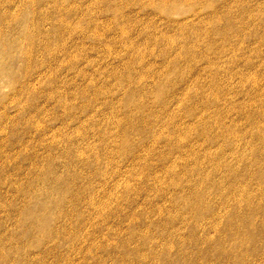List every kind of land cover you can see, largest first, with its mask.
Here are the masks:
<instances>
[{
  "label": "rangeland",
  "instance_id": "obj_1",
  "mask_svg": "<svg viewBox=\"0 0 264 264\" xmlns=\"http://www.w3.org/2000/svg\"><path fill=\"white\" fill-rule=\"evenodd\" d=\"M149 1L0 0V264H264V0Z\"/></svg>",
  "mask_w": 264,
  "mask_h": 264
},
{
  "label": "bare ground",
  "instance_id": "obj_2",
  "mask_svg": "<svg viewBox=\"0 0 264 264\" xmlns=\"http://www.w3.org/2000/svg\"><path fill=\"white\" fill-rule=\"evenodd\" d=\"M32 1H33V0H32ZM101 1H102V0H101ZM150 1H151V0H150ZM150 1H149L148 3H147V2H146V3H147V4H150ZM160 1H161V0H160ZM162 1H163V0H162ZM183 1H184V0H183ZM185 1H186V0H185ZM188 1H189V0H188ZM190 1L192 2V0H190ZM193 1H194V0H193ZM197 1H198V0H197ZM214 1H215V0H214ZM224 1H225V3H226V0H224ZM238 1H241V0H238ZM238 1H237V2H238ZM34 2H35V1H34ZM36 2H37V1H36ZM36 2H35V3H36ZM106 2H107V0H106ZM106 2H105V3H106ZM110 2H111V1H110ZM141 2H142V1H141ZM156 2H157V0H156ZM156 2H155V4H156ZM168 2H169V0H168ZM171 2H172V1L170 0V4H171V6H169L170 8L167 9L168 12H170L171 9H173L175 6L177 7V5H178V4H177V3H178L177 1H176L177 3L174 2V0H173L172 3H171ZM179 2H181V1H179ZM186 2H187V1H186ZM229 2H230V1H229ZM229 2H228V3H229ZM232 2H234L232 5H234V4L236 3V1H234V0H233ZM242 2H243V1H242ZM29 3H31V1H29ZM32 3H33V2H32ZM146 3H145V4H146ZM151 3H152V2H151ZM157 3H158V2H157ZM162 3H163V2H162ZM183 3H184V2H183ZM187 3H188V2H187ZM228 3H226L227 6H228ZM240 3H241V2H240ZM240 3H238V4L244 6L243 4H240ZM243 3H244V2H243ZM36 4H37V3H36ZM36 4H33V7H36V6H34V5H36ZM39 4H40V3H38L37 5H39ZM128 4H129V3H128ZM159 4H160V3H159ZM164 4H165V1H164L163 5H164ZM166 4H169V3L166 2ZM179 4H182V3H179ZM188 4H189V3H188ZM192 4H193V3H192ZM195 4H196V3H195ZM198 4H199V3H198ZM212 4H213V3H212ZM212 4H211V5H212ZM216 4H217V3H215V5H216ZM236 4H237V3H236ZM238 4H237V6H238ZM244 4H245V3H244ZM30 5H32V4H30ZM150 5H151V4H150ZM153 5H154V3H153ZM184 5H185V4H184ZM199 5H201V4H199ZM207 5H209V2H208L204 7H206ZM226 5H225V6H226ZM232 5H231V6H232ZM9 6H10V5H9ZM21 6H22V5H21ZM110 6H111V5H110ZM193 6H194V4H193ZM196 6H197V5H196ZM196 6H194V7H195L196 9L199 10V7L197 8ZM219 6H220V4H219ZM219 6H218V8H219ZM222 6H223V5H222ZM231 6H229V7H231ZM147 7H148V6H147ZM153 7H154V6H153ZM156 7H157V6H156ZM164 7H165V5H164ZM166 7H167V5H166ZM180 7H181V6H180ZM188 7H189L188 9L192 8V7H190V5H189ZM201 7H203V4L200 6V10H201ZM204 7H203V8H204ZM214 7H215V6H214ZM216 7H217V6H216ZM216 7H215V8H216ZM229 7H228V8H229ZM240 7H241V6H240ZM36 8H37V7H36ZM36 8H34V9L36 10ZM111 8H112V7H110V9H111ZM162 8H163V7H162ZM207 8H208V7H207ZM207 8H206V9H207ZM222 8H223V7H222ZM222 8H221V9H213L214 11H215V10H216V11H215V13L213 12V16L211 17V19H213V20L215 19V20H216V19H217L216 16L219 15V14H220V16H222V17H223V16H225V17H230V16H231V14H230V16H226L227 14L225 15V13H224V15H221L223 11H225V10L228 9V8H227V9L225 8V10H224V9L222 10ZM30 9H31V8H30ZM57 9H58V8H57ZM19 10H20V8H19ZM54 10H55V9H54ZM161 10H162V9H161ZM167 10H165V11H167ZM180 10H181V9H180ZM221 10H222V11H221ZM230 10H231V9H230ZM13 11H14V10H13ZM24 11H25V10H24ZM55 11H56V10H55ZM177 11H178V10H177ZM186 11H188V10H186ZM196 11H197V10H196ZM201 11H202V10H201ZM201 11H199V14H200ZM209 11H210V10L206 11V13L204 12V14H207V12H209ZM241 11H243V10H241ZM5 12H9V11H5ZM33 12H34V10H32V13H33ZM156 12H157V11H156ZM162 12H163V11H162ZM175 12H176V11H175ZM175 12H173V13H175ZM184 12H185V11H184ZM184 12H183V14H184ZM189 12H190V11H189ZM189 12H188V13H189ZM227 12H228V11H227ZM231 12H232V10H231ZM245 12L247 13V10H246ZM245 12H244V14H246ZM249 12H250V11L248 10V14H247V15H250L251 12H250V13H249ZM2 13H4V12H2ZM17 13H18V12H17ZM24 13H25V12H24ZM55 13H56V12H55ZM101 13H102V12H101ZM158 13H159V12H158ZM177 13H178V12H177ZM181 13H182V12H181ZM186 13H187V12H186ZM193 13H194V11H192L191 14H193ZM211 13H212V11H211ZM229 13H230V11H229ZM229 13H228V15H229ZM233 13H234V12H233ZM7 14H8V13H7ZM156 14H157V13H156ZM160 14H162V13H160ZM208 14H209V13H208ZM0 15H2V14H0ZM8 15H9V14H8ZM25 15H26V14H24L23 17H24ZM33 15H35V13H34ZM33 15H31V16H33ZM175 15H176V14H175ZM180 15H181V14H180ZM188 15H189V14H188ZM194 15H195V13H194ZM196 15H198V12L196 13ZM200 15H201V14H200ZM209 15H210V14H209ZM5 16L8 17L7 15H5ZM15 16H16V15H15ZM172 16H173V15H172ZM202 16H203V15H202ZM202 16H200V17L202 18ZM204 16H205V15H204ZM210 16H211V15H210ZM220 16H219V17H220ZM232 16H233V15H232ZM3 17H4V16H3ZM25 17H26V16H25ZM194 17H195V16H193L192 18H194ZM213 17H215V18H213ZM17 18H18V17H17ZM32 18H33V17H32ZM32 18H31V19H32ZM201 18H200V19H201ZM9 19H10V17H9ZM9 19H8V20H9ZM14 19H15V18H14ZM14 19H13V20H14ZM88 19H89V18H88ZM198 19H199V18H198ZM4 20H5V19H4ZM10 20H11V19H10ZM10 20H9V21H10ZM91 20H92V18L89 19V21H91ZM190 20H191V19H190ZM193 20H194V19H193ZM193 20H192V21H193ZM203 20H204V19H203ZM207 20H208V18H207ZM209 20H210V19H209ZM220 20L222 21L221 18H220ZM224 20H225V19H224ZM232 20H233V17H232ZM5 21H6V20H5ZM22 21H23V20H22ZM30 21H31V20H30ZM93 21H94V20H93ZM93 21H91V22H93ZM96 21H97V20H96ZM99 21H100V20H99ZM101 21H103V20H101ZM118 21H119V20H118ZM173 21H174V20H173ZM188 21H189V20H188ZM195 21H196V20H194V22H195ZM228 21H229V19H228ZM24 22H25V21H23V23H24ZM33 22H34V21H33ZM33 22H32V23H33ZM86 22H87V21H86ZM91 22H90V23H91ZM190 22H191V21H190ZM210 22H213V23H214V21H210ZM226 22H227V21H226ZM226 22H223V23H226ZM229 22H230V21H229ZM234 22H235V21H234ZM11 23H12V22H11ZM21 23H22V22H21ZM94 23H96V22H94ZM94 23H93V24H94ZM97 23H98V22H97ZM97 23H96V25H97ZM99 23H100V22H99ZM117 23H118V22H117ZM181 23H183V22L181 21ZM204 23H205V22H204ZM206 23H207V22H206ZM29 24H30V22H29ZM61 24H62V23H61ZM87 24H89V23L87 22ZM103 24H104V21H103ZM187 24H188V23H187ZM191 24H192V23H191ZM191 24H189V25H191ZM193 24H194V23H193ZM195 24H196V22H195ZM214 24H215V23H214ZM229 24H230V23H229ZM235 24H236V23H235ZM89 25H90V24H89ZM99 25H100V24H99ZM99 25H98V26H99ZM179 25H180V24H179ZM184 25H185V24H184ZM184 25H183V26H184ZM196 25H197V24H196ZM200 25H201V24H200ZM211 25H212V24H211ZM215 25H217V24H215ZM225 25H226V24H225ZM13 26H15V25H13ZM13 26H12V27H13ZM104 26H105V25H103V27H104ZM106 26H107V24H106ZM117 26H118V25H117ZM193 26H194V25H193ZM223 26H224V25H223ZM234 26H235V25H234ZM0 27H1V26H0ZM94 27H95V26H94ZM103 27H102V28H103ZM125 27H127V26H125ZM177 27L179 28V26H177ZM184 27H185V26H184ZM201 27H202V26H201ZM201 27H200V31H201ZM219 27H221V26H219ZM224 27H225V26H224ZM97 28H98V27H97ZM99 28H100V27H99ZM116 28H117V27H116ZM122 28H123V26H122ZM187 28L191 29L192 27H187ZM187 28H186V29H187ZM193 28H194V27H193ZM195 28H196V27H195ZM197 28H199V24H198V27H197ZM216 28H217V27H216ZM221 28H222V27H221ZM228 28H229V27H228ZM231 28H233V24H231L230 29H231ZM10 29H11V28H10ZM26 29H27V27H26ZM104 29H105V28H104ZM104 29H103V30H104ZM123 29H127V28H123ZM128 29H129V28H128ZM130 29H131V28H130ZM180 29H184V28L181 27ZM180 29H179V30H180ZM189 29H188V30H189ZM223 29H224V28H223ZM233 29H235V28H233ZM0 30H1V29H0ZM2 30H3V29H2ZM4 30H6V29H4ZM94 30H95V29H94ZM98 30H100V29H98ZM103 30H102V31H103ZM175 30H176V29H175ZM196 30H197V29H196ZM203 30H204V28H203ZM224 30H226V29H224ZM245 30H246V29H245ZM247 30H248V29H247ZM95 31H96V30H95ZM125 31H126V30H125ZM176 31H177V30H176ZM182 31H183V30H182ZM189 31H190V30H189ZM197 31H198V30H197ZM213 31H214V30H213ZM100 32H101V31H100ZM104 32H105V31H104ZM104 32H101V33L104 34ZM122 32H124V31L122 30ZM179 32H181V30H180ZM186 32H187V31H186ZM186 32H185V33H186ZM191 32H192V31H191ZM191 32H189V33H191ZM214 32H215V31H214ZM127 33H128V32H127ZM181 33H183V32H181ZM199 33H200V32H199ZM199 33H198V34H199ZM225 33H226V32H225ZM225 33H224V35H225ZM227 33H228V32H227ZM95 34H96V33H95ZM95 34H94V35H95ZM103 34H102V35H103ZM191 34H193V33H191ZM191 34H190V35H191ZM215 34H216V32H215ZM123 35H124V34H123ZM126 35H127V34H126ZM181 35L183 36V34H181ZM186 35H187V34H186ZM196 35H197V34H196ZM200 35H201V34H200ZM204 35H205V34H204ZM204 35H202V36H204ZM213 35H214V34H213ZM221 35H223V34H221ZM183 37H184V36H183ZM185 37H188V36H185ZM197 37H198V36H197ZM207 37H208V36H207ZM198 39H199V37H198ZM200 39L202 40L203 38L200 37ZM204 39H206V38H204ZM97 40H98V39H97ZM198 41H199V40H198ZM196 43H197V42H196ZM3 45H5V44H3ZM3 45H2V46H3ZM3 47L5 48V46H3ZM259 55H260V53H259ZM245 63H246V62H245ZM246 64H247V63H246ZM263 65H264V64H263ZM247 66H248V65H247ZM242 74L245 75L246 73H242ZM260 76H261V75H260ZM245 77H246V76H245ZM240 78H241V77H240ZM243 79H244V78H243ZM261 79H262V78H261ZM256 80H257V79H256ZM245 81H249V78L247 77V79H246ZM258 84H259V83H258ZM249 111H250V110H249ZM260 127H261V126H260ZM261 128L264 129L263 126H262Z\"/></svg>",
  "mask_w": 264,
  "mask_h": 264
}]
</instances>
